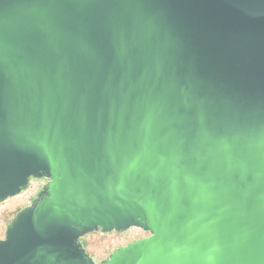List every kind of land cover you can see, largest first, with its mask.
<instances>
[{"label": "water", "instance_id": "95a60500", "mask_svg": "<svg viewBox=\"0 0 264 264\" xmlns=\"http://www.w3.org/2000/svg\"><path fill=\"white\" fill-rule=\"evenodd\" d=\"M32 178L0 264H264V0H0V204Z\"/></svg>", "mask_w": 264, "mask_h": 264}, {"label": "rangeland", "instance_id": "374dc122", "mask_svg": "<svg viewBox=\"0 0 264 264\" xmlns=\"http://www.w3.org/2000/svg\"><path fill=\"white\" fill-rule=\"evenodd\" d=\"M47 180H38L31 179L30 185L24 193L32 196V202L37 198L39 192L45 186ZM31 202V203H32ZM28 205H25L23 202H20L16 197L8 200L7 202L0 204V209L5 211V221L7 224L0 228V239H3L5 236V231L7 225L13 220V218L18 213V210L25 208ZM132 230L126 232L117 233L112 232L104 234L101 231L95 232L93 234L83 237L80 241L86 249L87 253L95 260L96 263H99L109 257L111 253L121 247H125L127 244L133 242L130 239V233ZM140 235L145 237L148 236L142 230H139Z\"/></svg>", "mask_w": 264, "mask_h": 264}, {"label": "built area", "instance_id": "2783aa9c", "mask_svg": "<svg viewBox=\"0 0 264 264\" xmlns=\"http://www.w3.org/2000/svg\"><path fill=\"white\" fill-rule=\"evenodd\" d=\"M20 202H23L25 205H29L32 202V196L26 193H22L19 196L16 197ZM7 222L5 221V211L0 209V228L5 226ZM130 233V239L131 241H136L138 239L144 238L140 235V232L138 228H132ZM147 235H145L146 237Z\"/></svg>", "mask_w": 264, "mask_h": 264}, {"label": "trees", "instance_id": "16d2710c", "mask_svg": "<svg viewBox=\"0 0 264 264\" xmlns=\"http://www.w3.org/2000/svg\"><path fill=\"white\" fill-rule=\"evenodd\" d=\"M20 210H18L17 212H19Z\"/></svg>", "mask_w": 264, "mask_h": 264}]
</instances>
